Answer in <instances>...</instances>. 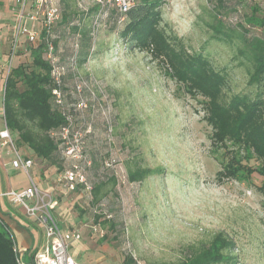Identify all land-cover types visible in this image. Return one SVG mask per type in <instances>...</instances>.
<instances>
[{
  "label": "rangeland",
  "instance_id": "rangeland-1",
  "mask_svg": "<svg viewBox=\"0 0 264 264\" xmlns=\"http://www.w3.org/2000/svg\"><path fill=\"white\" fill-rule=\"evenodd\" d=\"M77 2L83 11L96 6L92 0ZM187 2L190 24L183 35L171 23L163 26L170 34H178L191 52L203 53L217 70L228 73L227 98L235 93L255 94L257 87L248 83L247 67L236 58L239 40L213 39L206 25L213 20L219 0ZM228 2L224 0L223 4ZM249 3L259 4L264 10V0ZM248 6L242 4L229 11L228 24L236 27L246 17ZM97 14L90 54L78 67L87 82V115L93 124L86 150L91 158L101 157L98 169L92 167L88 176L95 183L114 175L117 186L112 190L109 184L108 195L95 206L89 204L86 194L53 195L58 203H63L65 197L64 215L59 217L53 211L58 222L66 218L72 228L85 232L86 240L106 245L113 262L132 255L147 264L176 262L184 258L189 246L208 242L224 231L237 243L238 264H264V194L257 189L260 179L255 175L250 182L217 181L223 150L212 149V128L203 119L202 98L188 94L146 52L125 46L117 29L111 27L113 18ZM67 31L57 26L54 33L58 36L57 53L63 61L73 53L75 43L80 45V37ZM30 47L19 54L11 68L8 59L5 79L12 67L31 63ZM65 89L71 100V74ZM108 122L112 124L111 135ZM29 150L38 165L37 174L32 168L31 175L40 180L50 176L48 180L61 186L60 172ZM137 165L152 167L156 172L141 182H130L128 171ZM95 210L115 220L118 231L96 222Z\"/></svg>",
  "mask_w": 264,
  "mask_h": 264
},
{
  "label": "trees",
  "instance_id": "trees-1",
  "mask_svg": "<svg viewBox=\"0 0 264 264\" xmlns=\"http://www.w3.org/2000/svg\"><path fill=\"white\" fill-rule=\"evenodd\" d=\"M165 1L136 0L124 14L107 9L105 17L113 18L111 27L117 29L125 46L146 52L188 94L202 98V109L205 112L203 119L212 128V149L223 150L221 169L216 174L217 181L250 182L256 175L261 181L257 189L264 194V10L259 4L249 3L252 0H229L228 4L219 0L212 14L213 20L206 22L212 30L213 39L231 42L239 40L236 42V58H239L240 65L247 67L248 83L257 87L253 95L235 93L227 98L228 73L217 70L203 53L191 52L178 34H170L161 26ZM59 3L61 17L52 30V40L55 45L58 44V36L56 38L54 35L57 26L79 36L78 56L82 64L90 54L93 20L100 7L96 5L91 10L83 11L77 0H59ZM242 4L249 5V11L233 27L228 24V13ZM45 47L43 39L31 44V63L22 62L12 67L5 80L4 114L16 145L31 149L37 157L49 161L57 172H62L67 163L62 154L61 142L54 132L66 123V111L57 104L53 95L55 85L51 77V65L44 57ZM91 159L89 170L92 167L98 169L101 157ZM155 172L152 167L137 165L129 169L127 176L130 182H141ZM91 184L93 188L90 193L81 185L69 193L79 197L86 194L90 198L89 204L95 206L111 189L115 190L117 178L110 175L107 180ZM109 184L112 185L111 189L106 188ZM95 221L118 231L117 222L105 218L97 210ZM14 246V236L0 220V264H19ZM236 249L235 239L219 231L208 242L189 246L188 252L179 261L149 264H238ZM131 260V256H126L123 263Z\"/></svg>",
  "mask_w": 264,
  "mask_h": 264
},
{
  "label": "built area",
  "instance_id": "built-area-1",
  "mask_svg": "<svg viewBox=\"0 0 264 264\" xmlns=\"http://www.w3.org/2000/svg\"><path fill=\"white\" fill-rule=\"evenodd\" d=\"M30 1L17 0V28L13 34L12 54L9 58L10 68L21 35H26L28 42L33 45L40 39L45 40L44 57L51 65V77L55 85L53 95L57 104L66 111V123L54 132L61 142L62 154L67 163L66 168L58 176V182L69 191L75 189L77 185H81L90 193L93 186L89 180L88 170L92 165V159L87 153L85 142L93 133V124L91 118L87 115L89 108V100L85 97L87 82L78 73L79 45L75 43L72 55L66 61L61 60L51 36L54 26L61 17L59 0H32V11L28 12L27 7ZM92 1L100 7L97 15L101 17L104 16L107 9H113L120 14H124L136 0ZM28 20L39 22L40 25L37 28H31L28 25ZM43 33L44 36H42ZM69 74L73 78L71 100L67 98L65 89L66 78ZM93 95L96 96L94 92ZM107 125L109 135H111L112 124L108 122ZM0 138L1 144L9 145L15 154L12 166L24 171L30 179V185L23 190L0 191V198H9L14 204L21 206L28 217L35 219L44 228V240L40 248L30 256V259L25 258L26 250L21 249L14 238V251L16 252L18 263L81 264L70 251L72 243L82 238L81 229L65 230L61 227L53 213L57 200L53 194L43 191L31 175L30 172L34 161L31 157L25 156L16 146L6 119L5 128L0 131ZM93 228L94 231H98L97 227ZM101 233L103 234V232ZM131 257V261L120 264H147L134 255Z\"/></svg>",
  "mask_w": 264,
  "mask_h": 264
},
{
  "label": "crops",
  "instance_id": "crops-1",
  "mask_svg": "<svg viewBox=\"0 0 264 264\" xmlns=\"http://www.w3.org/2000/svg\"><path fill=\"white\" fill-rule=\"evenodd\" d=\"M32 1V0H31ZM27 7V11H32L31 3ZM17 0H0V131L5 128V114H4V93H5V66L10 54H12L13 34L17 28L16 17ZM28 25L31 28H37L40 23L28 20ZM26 35L19 37V43L14 54L13 64L15 65L19 59V54L26 50L29 46ZM11 52V53H10ZM20 151L33 159L34 173L38 172V165L32 157V152L27 148H21ZM15 154L9 145H2L0 138V191L5 190H23L30 185L29 176L22 170L12 166V160ZM37 177V176H36ZM40 180L35 178L38 186L55 196L63 193L68 194L69 190L63 185H57L52 180ZM66 196V195H65ZM63 203H58L56 211L57 215L61 217L64 215L63 207L65 205V197H62ZM0 220H2L9 231L13 234L17 245L21 249L26 250V259L35 253L41 246L44 240V228L37 223L33 218L25 214L24 209L14 204L9 198H0ZM60 225L65 230L73 229L66 218H60ZM85 232H82V238L75 240L71 246V253L79 260L81 264H120L123 260L114 261L111 251L106 245L100 246L96 241L90 242L85 239Z\"/></svg>",
  "mask_w": 264,
  "mask_h": 264
},
{
  "label": "clouds",
  "instance_id": "clouds-1",
  "mask_svg": "<svg viewBox=\"0 0 264 264\" xmlns=\"http://www.w3.org/2000/svg\"><path fill=\"white\" fill-rule=\"evenodd\" d=\"M189 7L187 0H167L161 12V26L166 22L171 23L176 27L178 33L183 35V31L187 30V26L190 24Z\"/></svg>",
  "mask_w": 264,
  "mask_h": 264
}]
</instances>
